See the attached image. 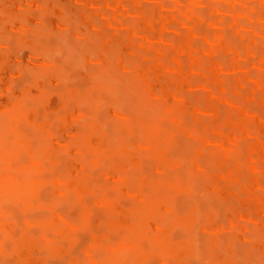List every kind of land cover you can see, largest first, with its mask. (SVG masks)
Returning <instances> with one entry per match:
<instances>
[{
  "label": "bare ground",
  "instance_id": "bare-ground-1",
  "mask_svg": "<svg viewBox=\"0 0 264 264\" xmlns=\"http://www.w3.org/2000/svg\"><path fill=\"white\" fill-rule=\"evenodd\" d=\"M30 1L43 6H45L43 3H51V6L54 3L51 0ZM139 1L93 0V4H98L99 10L78 15L77 20L78 18L80 20L77 22L78 25H73L74 16L72 18L71 15H66L61 8L54 10L55 6L49 7L54 10L49 19L50 27L46 26L47 15L45 16L44 13L37 20V25L40 27L38 26L36 30L41 31L42 34L51 30L60 36H66L71 31L73 37L83 39L81 43H85L80 53L82 52V58L84 56L82 63L84 72L90 71L86 72L85 78L86 81L88 79L87 90L83 93L69 90L67 95L78 103L89 104V107L84 109L79 104L73 111L60 117V130L75 135L73 144L66 145V148L65 144L62 145L52 134L50 122L48 120L42 122L37 114L38 105H43L47 110H59L66 102L61 96L55 104L47 92L48 89L44 87V81L40 80L41 77H47L54 83H62L66 75L62 70H58L59 66L56 68L53 62L38 53L30 52L33 58L40 61L38 68L33 69L35 76L30 82L32 89L28 88V85V87L14 88L10 74L6 76L4 71L0 73V264H7V260H11L12 264H49L48 257L65 261V264H154L155 261L158 264H189V258L201 255L199 248L201 234L203 232L213 234L217 226L216 212L214 213L211 207L203 210V206L198 203L197 197L200 192L198 193L197 186L204 184L199 177L200 174L206 176L211 174L208 175L211 176L209 177L211 183L206 185L207 188L203 185L207 190L203 189L206 191L204 194L216 201L227 202L226 214L230 218L228 229L239 239L229 246L220 245L214 235L206 241L210 249L224 250V253L221 252L223 256H219L216 264H239L240 256L247 260L255 251H257L255 255L259 257L257 261L260 260L263 252L261 260L264 261V231L262 232L264 163L263 154L259 153V151L264 152V38H258V35H264L262 9L264 0H219L220 2L215 0L221 3L226 17L223 13L217 17L211 12H209L210 16L205 15L212 10L210 1L213 0H162L165 3L170 1L169 9L167 7L168 10L162 12L156 7H153L156 11L152 8H142ZM171 1L173 5H170ZM5 3L12 6L10 4L16 5L22 2L6 0ZM234 4L239 8H235ZM205 6H207L205 12L197 13L198 9ZM120 7L124 10L120 11ZM128 7L134 9L130 16L125 10ZM3 8L0 7V15L3 16L6 24L25 25L24 17L9 14ZM109 13L125 17L128 26L115 33L107 24L96 26L95 17L105 18L110 15ZM132 17H135L134 22L129 19ZM182 24L186 30L184 35L177 33L175 37L166 41L161 39L160 26L176 29ZM243 28H248V32H242ZM63 31L67 32L63 33ZM27 36H23L20 41H35L33 34L32 40ZM199 39L203 41L199 42ZM205 44L207 46H203ZM113 45L118 46L116 52L113 50ZM48 48L50 47H46L47 50ZM51 48L58 49L55 44ZM1 49L0 46V51ZM40 52L42 50H39ZM230 53L239 56L240 71L231 79L229 76L221 80L218 76L220 68L230 72L233 64L220 58L223 54ZM54 54L52 53V57ZM2 63L0 57V66ZM93 63L99 68L93 66L94 69ZM89 64H92L91 68L94 70L87 66ZM260 65L263 69L257 74L258 76L253 74L255 77L251 78L246 73L247 68ZM117 66L123 67L125 72L120 73L118 70L116 72ZM194 68L198 72L192 70ZM24 69L22 65L19 66L17 69L19 76H23L26 70ZM130 80H134L135 83L131 84ZM193 87L201 88L206 94L199 96V99L196 94L197 99L190 100L191 97L187 98L183 91ZM104 93L112 96L116 102L123 93L135 98L146 115L138 116L139 118L132 117L121 107H113L112 113L116 117L111 115L113 119L110 120L112 119L111 122L117 133L115 142L107 141L103 132L104 127L97 121L98 100H101ZM254 103L260 105L263 111H255L252 108ZM128 104L130 107L129 102ZM222 104L229 105L230 110L228 106V112L226 109V112L222 111ZM101 106L103 105L100 104ZM201 108L209 117L204 119L203 114L206 113L202 114ZM86 110H89V113ZM200 113L203 120L201 115L199 116ZM73 114L74 117H71ZM21 122L30 125L26 126L29 129L31 127L33 134L30 131L28 133L34 138L21 130ZM70 124L76 125L73 131H69ZM122 132H125L126 136ZM181 136L189 138L187 143L183 142ZM246 138L249 139V143L253 139L254 141L250 146L248 145L245 153L243 147L247 144L244 145L246 140L243 139ZM131 139L137 140L134 145ZM240 140H243L242 147L238 146ZM208 142L216 144L215 146L213 144V147L217 146L219 149L205 151V144ZM231 146L234 147L230 148ZM142 148H146L147 153L145 151L143 154ZM65 151L69 153L68 161L71 163L68 172L62 174L63 176L54 177L57 175L54 169L62 161L60 154L65 155ZM190 152L194 153L191 157ZM108 153L115 157L113 163L109 156L111 161L108 162L109 166L106 163ZM24 154L26 158H30L28 164L23 162ZM105 155L106 161L103 157ZM144 157L150 158L148 161H153L151 163L154 164L149 167V173L142 172V161H146ZM213 162L216 163L217 168L212 165ZM207 166L210 167L209 171ZM97 167H100L105 175L117 179L118 193L114 191V194L117 193L118 196L113 195V189L109 192L107 184L100 187L93 185V169ZM152 168L153 171L155 170L154 173L175 169L173 172L178 176L173 179L172 175L174 177L175 175L171 171V177H167L169 180L164 178L160 180L154 177ZM46 169L54 170L53 174L51 173L54 178L49 179L50 181L43 180L45 171L41 175L43 177L38 175ZM176 170L182 172L178 173ZM183 172L186 174L182 177ZM48 184H51L53 192L52 198L49 197L50 200L46 201L43 200L45 197H42V188ZM96 184L99 185L97 182ZM114 185L116 186V183ZM92 194L95 195L97 205L111 218L104 239L99 238L100 236L96 238L90 236L93 230H89L88 233L90 221L93 225V217L95 218V215L87 209V202ZM181 194L189 200L188 203L183 196L180 198ZM110 195L117 197L112 198ZM121 196L132 199L131 209L122 207ZM95 200L89 201L90 206L95 205ZM179 201L184 207L183 210ZM60 202L67 204L70 202L72 209L83 211L81 221L73 226L71 221L72 225L57 213L55 207ZM127 202L131 207L130 201ZM11 205H15L13 209L18 208L20 212L26 213L35 209L46 210V215L31 218L25 222V225L20 226L13 209L10 211ZM109 216L104 217L102 222L105 223ZM245 222L250 224L253 222L254 226L257 224L259 228L256 230L254 227L256 232L253 228L250 231V234L251 232L253 234L247 235L244 229ZM34 228L36 233L33 232ZM72 228L84 229L83 232L87 231L91 239H95H92L91 244L82 247L86 243L79 245L78 239L72 234ZM106 228L105 224V229H101L102 232L106 231ZM116 231H120L117 236L114 234L117 242L113 241L114 235L112 237V233ZM77 232L73 230V233L77 234ZM102 232H97V235ZM60 237L66 245H60L59 240L56 239ZM110 237L112 242L109 243L106 239ZM78 238H81V235ZM177 238L183 240L178 241ZM246 242L250 243L245 245L249 247V244V248L244 246ZM9 243L13 244L11 249L8 247ZM251 247L258 250L252 252ZM82 248L84 255H87L86 259L83 258V254L81 255ZM216 254L214 253L215 258Z\"/></svg>",
  "mask_w": 264,
  "mask_h": 264
},
{
  "label": "rangeland",
  "instance_id": "rangeland-1",
  "mask_svg": "<svg viewBox=\"0 0 264 264\" xmlns=\"http://www.w3.org/2000/svg\"><path fill=\"white\" fill-rule=\"evenodd\" d=\"M2 3L0 4V7H4L3 9L7 12V13H9V14H14L15 16H21V17H24L25 18V25H10L9 23H5L4 22V18H3V16H1L0 15V46H1V51H0V57H1V59L3 60V63L1 64V68H0V73H2L3 71V73H4V75H6V76H8L9 74H10V77H11V84H13L14 85V88H22V86L23 87H25V86H27L28 88H30V89H32V84L30 83V82H32V78H33V76H35L34 74H35V72L33 71V69H37L38 68V66L37 65H39L40 64V61L39 60H36L35 58H33L32 57V55H31V53H38L41 57H43V58H45L46 60H48V61H50V62H53L54 64H55V67L56 68H58V66H59V69L58 70H62V73L63 74H65L66 75V78L62 81V83H59V82H53L52 80H50V79H48L47 77H41V79L40 80H42V82H43V84H44V87H46L45 89L47 90V92L50 94V97H51V99H52V101L56 104L57 102H58V100L60 99V97L61 96H63V98L65 99V104L62 106V107H60V109L59 110H54V109H50V110H47V109H45V107L43 106V105H38V107H37V114H38V119L39 120H41L42 122L43 121H46V120H48L49 122H50V124H51V130H52V134H54L58 139H59V141L62 143V145H64L65 144V148H66V145H71V144H73V142L75 141V135H73V134H71L70 132H63L62 130H60V128H59V119H60V117L61 116H63V115H66V113H68V112H70V111H73L74 109H75V107L76 106H78L79 104H81L82 106V108H84V109H86L87 107H89V104H87V105H85V104H82V103H78L76 100H74L73 98H72V100H71V97L69 96V95H67L68 94V92H69V90H78L80 93H83L85 90H87L86 88H87V81H88V79H87V81H86V72H90V71H86V72H84V69H83V62H84V60H83V58H84V56H83V58L81 57V55H82V52L80 53V49L81 48H83V47H85V43H81V40H83V39H79L78 37H73L71 34V31L68 33V34H66V36L64 35V36H60L57 32H52L51 30H48V31H45V33H46V35L48 36H45V33H43L42 34V32L41 31H38V30H36L37 29V27L39 26V25H37V20H38V18L41 16L42 17V14L44 13L45 14V16H46V21L47 22H49L48 24H47V22H46V26H49L50 24H51V22H50V18L52 17V15H53V13H54V10L55 9H60L61 8V10H63L64 11V13L66 14V15H68V16H70L71 15V17L73 18V16H74V18H75V20H74V24L73 25H78V23L77 22H79L80 20H79V18H78V20H77V17H78V15L80 16L81 14H84V13H88V14H90V13H94V12H97L98 10H99V6H98V4H93V0H67V2H66V0H65V2L63 1L62 2V0H60V1H56V0H51V1H53L54 3H52V6H51V3H43L45 6H43V5H41V4H33L30 0H25V1H22V0H18V1H20V2H22L21 4H16V5H13L14 3H12V4H10V5H12V6H9L8 5V3H5V1L6 0H4V1H2V0H0ZM46 1H48V0H46ZM180 1H183V0H180ZM210 1V0H209ZM213 1H215V0H213ZM213 1H210V2H212L211 3V5L213 6V8H212V10H210V11H208V10H206V11H208V12H206V14L205 15H207V16H210L209 15V12H211V14L214 16V17H217L219 14H222L223 13V11L224 10H222V6H221V3H219V2H216L217 4H219L218 6H217V4L215 3H213ZM4 2V3H3ZM140 2V6L142 7V8H152V10H153V7H156V9L157 10H159L160 12H162L163 10L165 11V9L166 10H168L169 9V3H170V1H169V3H167L168 1H166V3L165 2H162V0H140L139 1ZM64 3H66V4H64ZM154 3H156V4H154ZM6 4V5H5ZM8 5V6H7ZM170 5H173V3H172V1H171V4ZM183 5H185V4H183ZM55 6V8H53V9H51L52 7H54ZM149 6V7H148ZM174 6H176V4H174ZM174 6H171V7H174ZM179 6V5H178ZM178 6H177V8H178ZM234 6H235V8H239V6L237 5V4H234ZM49 7H51L50 9H49ZM63 7V8H62ZM167 7H168V9H167ZM206 7L207 6H205V8L203 7V8H200V9H198V12L197 13H199L200 12V14L201 13H203V12H205V9H206ZM209 7H211V6H208V8ZM224 7V6H223ZM226 7V6H225ZM48 9V12H46V10ZM179 8H180V6H179ZM241 8V7H240ZM120 11H122V10H124L123 8H121L120 7ZM211 9V8H210ZM223 9H226V8H223ZM263 11H264V6H263ZM126 10V12H127V14L130 16L132 13H133V11H134V9L133 8H130V7H128L127 9H125ZM148 10V9H147ZM149 10H151V9H149ZM148 10V11H149ZM53 11V13L51 14V12ZM82 11V12H81ZM153 11H156V10H153ZM158 11V12H159ZM202 11V12H201ZM222 11V12H221ZM226 11V10H225ZM208 13V14H207ZM225 13V12H224ZM223 13V14H224ZM110 15L109 16H107V17H105V18H101V17H99V16H96L95 17V23H96V26L97 25H101V24H107L109 27H111V30L115 33V32H118L119 30H123V28L125 27V26H128L127 25V23H128V20L125 18V17H122V16H118V15H115V13H109ZM44 16V17H45ZM224 17H226L227 15L226 14H224L223 15ZM129 19H131L132 20V22H134V20H135V17H132V18H129ZM134 19V20H133ZM225 19V18H224ZM228 19V18H227ZM131 22V23H132ZM51 26V25H50ZM49 26V27H50ZM40 27V26H39ZM38 27V28H39ZM185 28H184V25L182 24V25H180L179 27H177L176 29H173V28H170V27H168V26H163V27H161L160 26V35H161V39L163 40V41H166V40H168V39H170L171 37H175L176 36V34L178 33V34H182V35H184L185 33V31L186 30H184ZM36 31V32H35ZM47 32H48V34H47ZM67 31H63V33H66ZM242 32H248V28H243V30H242ZM71 33V34H70ZM184 33V34H183ZM34 35L35 36V38H34V40L35 41H33V42H25V41H20L21 39H23L22 37L23 36H25V35H28L27 37H31V40H32V36L31 35ZM52 34V35H51ZM56 34V35H55ZM49 36H51L50 38H49ZM262 36H264V35H262ZM261 35H258V38L259 39H261V38H264V37H262ZM46 37V38H45ZM53 38H54V41H53ZM58 38V39H57ZM30 40V39H29ZM38 40V41H37ZM45 42H44V41ZM47 40V41H46ZM51 40V41H50ZM37 41V42H36ZM203 41V40H202ZM200 39H199V42H202ZM262 41V40H261ZM264 41V40H263ZM37 45H36V44ZM205 43V42H204ZM26 44L28 45V46H26ZM30 44H32V45H30ZM54 44L58 47V49L57 48H51V46H53L54 47ZM80 44H81V46H80ZM82 44H84V45H82ZM39 45V46H38ZM43 45L44 46H46V47H50V48H48V50L46 49V47H43ZM199 45V44H198ZM63 46V47H62ZM78 46V47H77ZM114 47H113V50L116 52V47L118 48V46H115V45H113ZM203 46H207V44H205V45H203ZM39 47H41V48H39ZM72 47H74V48H72ZM30 49V50H29ZM33 49H35V50H33ZM44 49V50H43ZM84 49V48H83ZM2 50H4V51H2ZM39 50H42V52H40L39 53ZM46 50H47V52H46ZM49 50H50V53H49ZM54 50V51H53ZM76 51H77V54H76ZM83 51V50H82ZM31 52V53H30ZM52 53H55L54 55H53V57H52ZM57 53V54H56ZM66 53V54H65ZM43 54V55H42ZM79 54H80V56H79ZM6 56H7V58H6ZM55 56V57H54ZM75 56V57H74ZM78 59H77V58ZM77 59V60H76ZM79 59H80V61H79ZM222 61H228V62H230V63H232L233 64V68L231 69V71L229 72V71H226L225 69H223V68H220V70L218 71V76L221 78V80H225L226 78H228L229 76H230V78L229 79H231V77H234V76H237L238 75V73H239V68H238V66L240 65V59H239V56L237 55V54H233V53H230V54H223V56L220 58ZM57 61V62H56ZM63 62V63H62ZM60 63V64H59ZM94 64V63H93ZM23 66V67H25V72H24V74H23V76L21 77V76H19L18 75V73H17V69L19 68V66ZM61 65H63V66H61ZM91 65L92 64H89V65H87L89 68H91ZM97 64H94V65H92V67L94 66H96ZM35 66H37L36 68H35ZM79 66L81 67V68H79ZM64 67V68H63ZM93 67V68H94ZM99 67H97L96 66V69H98ZM80 69H82L81 71H80ZM92 69V68H91ZM95 69V68H94ZM94 69H92V70H94ZM262 69H263V66L262 65H260V66H258V67H249V68H247V72L246 73H248V75L249 76H251V78H254L255 76H253V74L254 75H256V76H258L257 74H259L261 71H262ZM11 70V71H10ZM77 70V71H76ZM117 70L120 72V73H124L125 72V69L123 68V67H121V66H117V69H116V72H117ZM192 70H197L196 68H194V69H192ZM57 71V70H56ZM79 71V72H78ZM57 72H60V71H57ZM69 72V73H68ZM197 72H198V70H197ZM78 73H80V74H78ZM83 74H85V75H83ZM68 75V76H67ZM83 76H85V77H83ZM0 77H1V74H0ZM130 77H132V76H130ZM31 80H30V79ZM68 78V79H67ZM84 78V79H83ZM28 79V80H27ZM131 81V84L132 83H135L134 82V80H130ZM63 86V87H62ZM68 88V89H67ZM77 88V89H76ZM64 89V90H63ZM65 90L67 91V92H65ZM63 91V92H62ZM65 92V93H64ZM184 92V95L188 98L189 97V99H190V97H191V99L190 100H195V99H199V96H201L202 94H206V93H203V92H205L204 90H202L201 88H197V87H193V88H190V90H187V91H183ZM202 92V93H201ZM53 95H52V94ZM30 94H31V92H30ZM124 94V93H123ZM123 94H121L119 97H118V99H117V102L113 99V97L112 96H110L109 94H107V93H104V96H103V94H102V97H101V100H98L99 101V106H98V108H97V111H96V116H97V121L100 123V125L101 126H103L102 128H103V132H104V134L106 135V137H107V141L108 142H115L116 141V137H117V133H116V130H115V128L113 127V124H112V117H111V115L113 116V117H116V116H114L113 115V113H112V108L113 107H116V106H119V107H121L124 111L126 110V112H127V115H130V116H132V117H140V116H146L145 115V112H144V110H142L141 108H140V105H139V102L135 99V98H133V97H130V96H128L127 94L125 95H123ZM193 94V95H192ZM196 94L198 95L197 96V98H195L196 97ZM53 97H52V96ZM98 95V94H97ZM97 95H95V98H99V95L97 96ZM195 95V96H194ZM97 96V97H96ZM124 96H126L127 98L125 99V97ZM194 96V97H193ZM68 97V98H67ZM130 97V98H129ZM193 97V98H192ZM97 98V99H98ZM202 98H203V96H202ZM1 100V99H0ZM119 100V101H118ZM128 102L130 103V107H129V104H128ZM100 104L101 105H103V106H101L100 107ZM126 104H128V105H126ZM256 103H254V104H252V108L255 110V111H257V112H262L263 111V109H262V107L260 106V105H255ZM125 105V106H124ZM228 106L229 105H226V104H222V107H221V110L222 111H225L226 112V110L228 109ZM109 107V108H108ZM225 107V108H224ZM138 108V109H137ZM232 108V107H231ZM226 109V110H225ZM201 113L203 114V113H206L205 111H204V109L203 108H201ZM228 110H230V106H229V109ZM228 110H227V112H228ZM87 111V110H86ZM89 111V110H88ZM87 111V113H89ZM204 111V112H203ZM225 112H223V113H225ZM107 113V114H106ZM201 113L199 114V116L201 115ZM106 114V115H105ZM226 114V113H225ZM74 115L75 114H73V115H71V117H74ZM105 115V116H104ZM110 115V116H109ZM129 116V117H130ZM203 116H204V119L206 118V117H209L208 116V113H206V114H203ZM5 117H6V115H5ZM4 117V118H5ZM103 117V118H102ZM138 117V118H139ZM201 117H202V115H201ZM110 118H112L111 120H110ZM200 118V117H199ZM133 119H135V118H133ZM201 119V118H200ZM200 119H198V120H200ZM208 119V118H207ZM206 119V120H207ZM7 120V119H6ZM9 120V119H8ZM115 120H117L116 118H115ZM120 120H124V118H120ZM202 120H203V117H202ZM209 120V119H208ZM112 121V122H111ZM22 123V122H21ZM167 123H169V122H167ZM194 123V122H193ZM25 124L27 125L28 123H26L25 122ZM26 125H24V123H22V128H21V130L23 131V132H25V134L26 133H28V131H30V133L32 132L31 131V127H30V129L28 128V126H26ZM29 125V124H28ZM108 125V126H107ZM168 126H169V124H167ZM30 126V125H29ZM58 126V127H57ZM69 128H71V129H69V131L71 130V131H73L74 129H75V127H76V125L75 124H70L69 126H68ZM109 127V128H108ZM106 129V130H105ZM110 130H112V131H110ZM30 133H28L30 136H31V134ZM108 133H110V134H108ZM123 133V132H122ZM32 134H33V132H32ZM126 133L124 132L123 133V135L124 136H126L125 135ZM110 136V137H109ZM31 137H33L34 138V136H31ZM112 137V138H111ZM32 138V139H33ZM250 138V137H249ZM181 139L183 140L184 139V141L183 142H186L187 140H189V138L188 137H186V136H181ZM180 139V140H181ZM251 139V138H250ZM253 139V138H252ZM132 140V139H131ZM243 140L245 141L246 140V142H244V145H246V147L242 144L241 145V142L243 143ZM243 140H240V143H239V141L237 142V143H239V145L238 146H244L243 147V149L245 150V153H246V150H247V148L252 144V141H254V139L251 141V143H249L248 141H249V139H243ZM35 140L33 139V142H34ZM132 141H134V142H132V145H134L135 143H136V139H133ZM182 142V141H181ZM189 142L190 141H188V144H189ZM35 143V142H34ZM187 143V142H186ZM36 144V143H35ZM191 145H194V143H190ZM213 144L214 143H211V142H208V143H206L205 144V151H207V149H208V151H209V149H212L213 151L214 150H217V149H219L217 146L216 147H213ZM216 144H214V146H215ZM249 145V146H248ZM36 146V145H35ZM196 146V145H195ZM192 147V146H191ZM234 146H231L230 148H233ZM144 149H146V148H144ZM143 148H142V152H143V154L145 153V151H146V153H147V149L146 150H144ZM190 151H191V149H189ZM189 150H188V152H189ZM211 150V151H212ZM195 151V150H194ZM194 151H192V152H194ZM192 152H190V157L195 153H193L192 154ZM65 153V155H67L66 153H68V152H64ZM259 153H262L263 154V163H264V152H262V151H259ZM192 154V155H191ZM25 155V154H24ZM23 155V156H24ZM29 155V154H28ZM64 154H60V160H62V161H60V163L58 164V166L56 167V169H54L55 170V172H56V174L57 175H55L54 177H56V176H60V175H65L64 173H67L68 172V169H69V167H70V162L68 161L69 160V153H68V155L67 156H65ZM106 155H108L107 157H108V159H107V157H106ZM105 156H103L104 157V160H105V157H106V163H108V162H110L111 163V161H109V156H110V159L112 160V162L114 163V161H115V159H113V158H115V157H113L114 155H111L110 153H108V154H106ZM145 156V155H144ZM25 158H22L23 159V162H25L26 164H28L29 163V161H30V158L29 157H27L26 158V155L24 156ZM102 157V158H103ZM117 157V156H116ZM29 158V159H28ZM144 158H146V161L144 160V161H142L143 162V165H142V172L144 171L145 173H149L150 172V166L153 164V163H151V162H153V161H148L150 158H148L147 159V157H144ZM114 160V161H113ZM142 160H143V158H142ZM152 160V159H151ZM116 161H117V159H116ZM103 164H104V162L103 161H101ZM105 163V164H106ZM112 163V164H113ZM146 165H145V164ZM214 164H212V165H214L215 167L217 166L216 165V163L215 162H213ZM62 164V165H61ZM104 164V165H105ZM208 164V163H207ZM210 164V163H209ZM111 165V164H110ZM108 166H109V163H108ZM153 166H154V164H153ZM152 166V167H153ZM106 167H107V165H106ZM214 167V168H215ZM98 168H100V167H97L95 170H96V172L94 171V169H93V172H94V174H92L93 176H92V181H93V185L95 186V185H97V186H99L100 187V185H103V186H105L106 184L108 185V186H106V187H108V190H109V192H110V190H112L113 192V195H117L118 196V187H117V185H119V184H117V183H119L118 181H117V179L116 178H114V177H112V176H109V175H105V173L102 171V169L100 168V170L98 169ZM217 168V167H216ZM215 168V170L217 171V169ZM207 171H209V169H210V167H208L207 166ZM47 170V169H46ZM46 170H43L42 172H40L38 175L39 176H41V175H43L44 174V171H45V174L43 175V176H41V177H43L44 179L43 180H51V178L53 177V175H51V173L52 172H54V170H51V169H48L47 171ZM175 170V169H174ZM173 170V171H174ZM212 170V169H211ZM50 171V172H49ZM66 171V172H65ZM153 173H154V171H153V168H152V170H151ZM172 170H165V171H160V172H155L153 175H154V177L155 178H158V179H160V178H164V179H168L169 177H171V173L173 172H171ZM178 170H176V172H177ZM214 171V170H213ZM93 172H91V173H93ZM102 172V173H101ZM175 172V171H174ZM174 172L172 173V174H174ZM181 173L182 171H178V173ZM185 172V171H184ZM184 172H183V175H182V177L186 174H184ZM43 173V174H42ZM207 173V172H206ZM214 173V172H213ZM53 174V173H52ZM38 175H37V177H38ZM62 175V176H63ZM175 175V177L172 175V177H173V179L174 178H176V176H178L177 175V173L176 174H174ZM180 175V174H179ZM208 175H211V174H208ZM207 175V176H208ZM206 175H204V174H200V179L202 180V182L204 183V184H202V186L199 184L198 186H197V189H198V193L200 192V197H199V195H198V199H199V204L200 205H202L201 207H202V209L204 210H206V209H208L209 207H211V209H213V212L215 213L216 212V218H217V226H216V228H215V231L213 232V234H205L204 232L201 234V240H200V252H201V255L200 256H197V257H191L192 259H188V263L189 264H216L219 260V256H223V254H221V252L222 253H224V250H222V249H213V248H211L210 249V247L209 246H207L206 245V241L207 240H209V239H211V237L214 235V237L219 241V243H220V245H222L223 246V244L224 245H226V246H229L230 245V243L231 244H233L234 242H236V239L237 240H239L238 238H236L237 236L235 235V237L233 236V232L231 231V230H229L228 229V223H229V221H230V218H229V216L226 214V208H227V206H228V204H227V202L225 203L224 201H220V200H215V199H213V198H209L206 194H204V192H206L207 190H206V188H207V186L206 185H209V182L211 181V179H210V181H209V177L211 178V176H206ZM53 177V178H54ZM96 177V178H95ZM168 177V178H167ZM52 178V179H53ZM42 179V178H41ZM199 179V178H198ZM199 179V180H200ZM49 180V181H50ZM161 180V179H160ZM169 180V179H168ZM172 180V179H171ZM199 180H198V183H199ZM96 182L97 183H99V185L98 184H96ZM101 183V184H100ZM116 183V186L114 185ZM211 183V182H210ZM105 184V185H104ZM109 185H112L113 186V188H111ZM206 186V188H203L204 186ZM129 186V185H128ZM52 186H51V184H48V185H44L43 186V188H42V191H43V196L42 197H45L43 200H46V201H48V200H50L52 197H51V193L53 192L52 191V188H51ZM111 188V189H110ZM202 188V189H201ZM45 189V190H44ZM203 189H205L206 191H204ZM96 191H98V190H96ZM114 191H116L117 193H115L114 194ZM98 193V192H97ZM113 195H110V197H112ZM184 194H181L180 195V198H183L184 200H186L185 199V196H183ZM94 198H93V197ZM116 196V197H117ZM120 196V195H119ZM183 196V197H182ZM49 197H50V199H49ZM116 197H112V198H116ZM122 197V196H121ZM120 197V201L122 202V207H124L125 209H131L132 207H133V202H132V199L131 198H129V197H122L121 198ZM48 198V199H47ZM92 198V199H91ZM129 198V199H128ZM179 198V200L180 201H182V199H180ZM125 199H128L129 201H130V203L132 204L131 205V207L130 206H128V200L126 201ZM92 200H95V195H90L89 196V199H88V202H87V209H89L90 211H91V213L93 214V215H95V218L93 217V222H92V224L93 225H91V221H90V224H89V226H88V233H90V231L89 230H93L91 233H90V236H92V237H99V238H102V239H104V237L103 236H105V234H106V232H107V229H108V225L107 224H109V221H110V216H109V214L107 213V212H105L104 210H101V208H100V206L99 205H97L98 203L96 202V200H95V202H94V204L95 205H93V206H90L91 204H90V202L89 201H92ZM195 200H197V199H195ZM66 201V200H65ZM124 201V202H123ZM179 201V202H180ZM188 199H187V203H188ZM194 201V200H193ZM185 202V201H184ZM195 202V201H194ZM92 203V202H91ZM125 203V204H124ZM127 203V204H126ZM181 203V202H180ZM71 203L69 202V204H67V203H65V202H60V203H57V205H56V207H55V209H57V210H55V211H57V213H59V214H61L62 216H63V218L66 220V221H68L69 223H73V226H74V224L76 225L77 224V222H80L81 221V219L80 218H82L83 217V214H84V212L83 211H81V212H78V211H76L75 209H72L71 208V205H70ZM184 204V203H183ZM209 204V205H208ZM70 205V206H69ZM130 205V204H129ZM179 205V204H178ZM182 205V203L180 204V206ZM185 205V204H184ZM15 205H11V209H10V211L13 209V207H14ZM128 206V207H127ZM93 207V208H92ZM178 208H179V210H180V207L179 206H177ZM183 206H181V208H182ZM184 208V207H183ZM183 208H182V210H183ZM93 209V210H92ZM79 210V209H78ZM41 211V213H39ZM42 211H43V213H42ZM48 211V210H47ZM13 212H14V214H15V217L17 218V221L18 222H20L19 224H20V226L21 225H25V222L27 221V220H29V219H31V218H36L37 216H45L46 215V210H37L36 211V209H35V211L33 210H31V211H28L27 213L26 212H20V210L17 208V209H13ZM13 212H12V214H13ZM103 212H104V214H105V216H104V214H103ZM49 213V212H48ZM49 215H50V213H49ZM109 216V219L108 220H106V222L104 223V222H102L105 218H107ZM46 217H48V216H46ZM105 217V218H104ZM16 220V219H15ZM71 221V222H70ZM245 221V220H244ZM247 222H251V221H248L247 220ZM72 223H71V225H72ZM105 224H106V231L104 230L103 232H102V230L103 229H105ZM244 225H245V231H246V233H247V235H250L251 236V234H253V232H251V234H250V231H252L253 230V228L255 227L256 228V230L259 228L258 227V225L257 224H255L256 226H254V224H253V222H252V224H250V223H244ZM92 227V229H91V227ZM104 226V227H103ZM255 228H254V230L253 231H255L256 232V230H255ZM35 229V228H34ZM73 229V228H72ZM76 229V228H75ZM73 229L74 231H75V233H76V231H78L77 232V234H75V233H73V230H72V234H73V236H75L77 239H78V241H79V245H83V244H85L86 243V245H83L82 247H86L87 245H89V244H91L92 243V239H95V238H92L91 239V237L87 234V231L86 232H83L84 231V229ZM102 229V230H101ZM97 231V232H102V233H100V234H98L97 235V232H94V231ZM180 231H182L181 229H179ZM82 231V232H81ZM177 232H178V230H176ZM180 231H179V233H180ZM264 231V229H262V232ZM33 232H35L36 233V229H35V231H33ZM38 232H40V231H38ZM120 233V231H116V232H113L112 233V237H113V235L115 234L116 236H117V234H119ZM123 233H124V230H123ZM123 233H122V235H123ZM179 233H178V237H179ZM183 233H184V231H183ZM78 234H79V236L81 235V238H78L79 236H78ZM103 234V235H102ZM126 234V233H125ZM124 234V235H125ZM96 235V236H95ZM115 235H114V239H113V241H116L115 240ZM180 235H181V233H180ZM187 236V235H186ZM199 236H200V234H199ZM249 236V238H251ZM112 237H110L109 239H106V240H109V243H110V241L112 242ZM176 237V236H175ZM181 237H182V235H181ZM183 237H184V239H185V236L183 235ZM218 237V238H217ZM122 238V236H121V234H120V239ZM57 240H59L58 242H60V245H66L64 242H63V240H62V238L60 237V238H56ZM79 239H81V240H79ZM106 240H103V242L104 241H106ZM177 240L178 241H181V240H183V238L181 239L180 238V240H179V238H177ZM119 241V240H118ZM234 241V242H233ZM117 242V241H116ZM205 242V243H204ZM241 242V241H240ZM62 243V244H61ZM106 243H107V241H106ZM114 243V242H113ZM237 243H238V241H237ZM242 243H244V241H242ZM247 243H249V242H246L245 244H244V246L245 245H247ZM235 244V243H234ZM250 244V243H249ZM248 244V246L250 247V245ZM240 246H241V244H239ZM8 247L11 249L12 247H13V244L12 243H9L8 244ZM78 247H80V246H78ZM225 247V246H224ZM246 247V246H245ZM249 247H246V248H249ZM207 248V249H206ZM251 250H252V252H253V250H258V249H254V248H250ZM78 250V254H79V248L77 249ZM221 250V251H220ZM82 253H81V255L83 254L84 255V253H83V248H82V251H81ZM260 252H262L261 250H260ZM214 253L216 254V253H220L219 255L218 254H216V258L214 257ZM206 254V255H205ZM255 254H257V251H255L254 252V254H253V256H251V257H253V258H248L247 260L244 258V257H242V256H240V258H239V264H241V262H242V264H264V261L263 260H261L262 259V257H263V252H262V257H260V260L259 261H257V258H259V257H257ZM87 255H84L83 256V258L84 259H86L87 257H86ZM254 256H256V257H254ZM260 256H261V254H260ZM82 257V256H81ZM86 257V258H85ZM201 259H200V258ZM197 258V259H196ZM209 260H208V259ZM2 259H4L3 257H2ZM197 261H196V260ZM217 259V260H216ZM99 261H100V259H98ZM190 260V261H189ZM204 260V261H203ZM11 261V260H10ZM9 260H7V264H12L11 262H10ZM61 262V263H59V262ZM209 263H208V262ZM214 261H215V263H214ZM14 262V261H13ZM156 262V261H155ZM154 262V264H158V263H155ZM261 262V263H260ZM48 263L49 264H65V261H61V260H59V259H56V258H54L53 259V257H48ZM98 264H100V263H98Z\"/></svg>",
  "mask_w": 264,
  "mask_h": 264
}]
</instances>
